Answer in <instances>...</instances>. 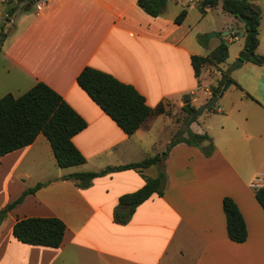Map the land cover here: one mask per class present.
<instances>
[{
    "label": "crops",
    "instance_id": "crops-1",
    "mask_svg": "<svg viewBox=\"0 0 264 264\" xmlns=\"http://www.w3.org/2000/svg\"><path fill=\"white\" fill-rule=\"evenodd\" d=\"M6 1L0 0V35L1 17L7 18L0 98L19 97L43 81L84 117L87 127L73 137L84 164L60 167L42 133L0 158V210L26 188L46 183L0 225V264H264V208L255 196L257 177L264 183V104L247 96L227 73L232 83L216 105L232 87L240 90L235 100L204 111L186 127L170 115L173 103L185 104L184 95L197 108L206 98L191 96L211 95L213 89L200 85L202 73L195 75L191 57L200 55L196 44H202L188 39L186 20L176 24L175 14L151 16L138 0H46L38 9L8 17ZM234 20L238 27L230 33L237 36L241 20ZM87 65L133 84L148 105L163 104L166 112L128 135L78 85ZM187 127L212 137L215 151L206 156L200 146L186 142L171 147L161 167L167 176L164 194L140 204L126 224L114 220L120 196L141 188L145 176L156 177L159 166L115 171L85 187L63 179L162 153L178 131L187 136ZM225 196L235 200L245 219L243 242L228 236ZM32 216L65 222L59 247L27 244L13 235L16 221Z\"/></svg>",
    "mask_w": 264,
    "mask_h": 264
},
{
    "label": "trees",
    "instance_id": "trees-1",
    "mask_svg": "<svg viewBox=\"0 0 264 264\" xmlns=\"http://www.w3.org/2000/svg\"><path fill=\"white\" fill-rule=\"evenodd\" d=\"M31 0H7L6 13L12 17L19 12L34 10ZM169 0H138V5L151 16L163 15ZM222 4L228 14L244 22L246 26L245 46L240 58L257 65H264V55L256 53L260 44L259 27L262 13L254 0H199L198 7L202 12ZM188 15V9L183 7L175 18L176 24H182ZM7 37L4 28L1 29L0 50ZM199 42L207 44V38L199 36ZM229 57V47L221 42L206 56L192 55V65L196 77H200L202 69L207 65H219ZM227 79L223 75L218 86L213 87L212 93L219 94ZM234 82V81H233ZM78 85L108 114L117 125L128 135L134 134L151 117L165 112L163 104L151 107L145 96L130 83L118 79L111 73L85 66L77 76ZM240 86V85H239ZM247 96L255 99L247 92ZM184 111L190 116L188 124L197 119L194 111L197 109L190 102V95H184ZM213 109V108H211ZM210 109V110H211ZM187 124V125H188ZM87 127V121L80 115L56 90L47 83L40 81L30 90L19 97L8 93L0 98V158L7 153L32 144L39 134H44L51 143L57 163L60 167L81 165L86 162L85 155L74 144L73 137ZM178 131L162 153L144 158L138 162L121 165H109L100 170L75 172L65 175L63 179L78 181L82 187L88 186L100 176L125 169L143 171L145 168L159 166L156 177L145 176L146 183L138 190L120 196L114 210V220L126 224L136 208L153 194L163 195L166 185V172L163 168L171 147L179 142L200 146L206 156L215 151L212 137L207 133H195L189 127ZM205 143V145H203ZM46 183L39 182L33 187L26 188L13 202L0 210V224L8 212L20 204L26 196L33 194ZM255 196L264 208V184L255 189ZM223 208L227 219V232L231 240L243 242L248 236V230L242 212L230 196L223 199ZM66 231L65 222L58 217L32 216L18 219L13 227V235L20 241L33 244L59 247Z\"/></svg>",
    "mask_w": 264,
    "mask_h": 264
},
{
    "label": "rangeland",
    "instance_id": "rangeland-1",
    "mask_svg": "<svg viewBox=\"0 0 264 264\" xmlns=\"http://www.w3.org/2000/svg\"><path fill=\"white\" fill-rule=\"evenodd\" d=\"M254 1L258 3L262 13L261 24L259 27L260 44L256 50V53L264 55V0ZM198 3L199 0H193L191 3L190 1L188 3L187 0H169L164 14H175L177 16L183 7L188 9V15L184 23V29L188 32V39H191L196 43L199 41V36H204L207 38V44H196L200 55H207L212 50V48L219 45L221 42L227 43L229 47V58L227 63L219 65L209 64L205 66L202 72L203 78L202 81H200V85H208L211 90L212 87L216 85L217 81H221L223 75L228 73V70L234 64H238L239 66L230 72L231 78L236 81V84L238 83L240 86H243L245 90L249 92V94H252L264 104V65H257L250 61H246L244 64H241V62L238 61L239 55L245 46V36L242 35L246 33V26L244 22L240 21L239 24L241 27L237 36L233 35L232 33L225 35L224 33L231 30L233 26L234 28L238 27V25L234 23V16L224 12L221 6L214 9L207 8L206 12L204 13L198 7ZM6 21L7 18L2 16V28L3 26H6ZM210 33H216L217 35L209 37ZM233 37H235V40H233ZM203 88L204 86H200L201 90ZM239 93L240 90L232 87L228 93V96L220 100L216 107L223 105L224 102L231 97L232 101L235 100ZM193 96L206 98V101H208L211 97L210 93H208L207 96H203L200 92L194 93L191 98H193ZM260 109L261 113L264 114L263 108ZM169 112L176 121L182 122L183 126L186 127L190 116L184 111L183 105L177 106L175 103H173V106ZM252 112L254 113L256 111ZM203 113L200 116H197V118L201 117Z\"/></svg>",
    "mask_w": 264,
    "mask_h": 264
},
{
    "label": "water",
    "instance_id": "water-1",
    "mask_svg": "<svg viewBox=\"0 0 264 264\" xmlns=\"http://www.w3.org/2000/svg\"><path fill=\"white\" fill-rule=\"evenodd\" d=\"M40 0H31L30 3L31 4H35L36 2H38ZM234 29L225 32L224 34L227 35L229 34L231 31H233ZM216 33H210L209 37L212 36H216ZM238 61L241 62V64L243 63L242 58H238ZM239 65L238 64H234L229 70L228 73H230L233 69L237 68ZM232 81L231 79H227L222 87V90L220 91L219 94L216 93H212L211 97L208 101H206L205 103H203L202 105H200L195 111H194V115L195 116H200L204 111L210 110L211 108H213L217 101L219 100V98H221L224 95V92L229 88V86L231 85Z\"/></svg>",
    "mask_w": 264,
    "mask_h": 264
},
{
    "label": "built area",
    "instance_id": "built-area-1",
    "mask_svg": "<svg viewBox=\"0 0 264 264\" xmlns=\"http://www.w3.org/2000/svg\"><path fill=\"white\" fill-rule=\"evenodd\" d=\"M45 2H46V0H40V1L36 2L35 8L38 9V8L42 7ZM262 181H263V179L261 177H257V179L255 181V185L256 186H262L264 184V183L262 184Z\"/></svg>",
    "mask_w": 264,
    "mask_h": 264
}]
</instances>
